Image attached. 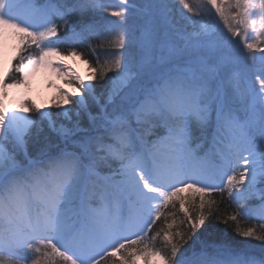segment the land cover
Here are the masks:
<instances>
[{"label":"snow or ice","instance_id":"1","mask_svg":"<svg viewBox=\"0 0 264 264\" xmlns=\"http://www.w3.org/2000/svg\"><path fill=\"white\" fill-rule=\"evenodd\" d=\"M256 219L264 0H0V264H264Z\"/></svg>","mask_w":264,"mask_h":264},{"label":"rangeland","instance_id":"2","mask_svg":"<svg viewBox=\"0 0 264 264\" xmlns=\"http://www.w3.org/2000/svg\"><path fill=\"white\" fill-rule=\"evenodd\" d=\"M115 3H118V0H111ZM180 6V5H178ZM177 7V9H181L182 10V6ZM187 15H191L190 13H186ZM177 18L179 19V15L177 13ZM72 60H76L77 59H73V58H68L67 62L70 63L72 65L73 68H75L80 74L81 76L86 74V69H85V65L83 63H81L80 61H78L80 65V68L77 69L76 67H74L73 65H75ZM72 62V63H71ZM15 76L16 78H18V73H13L12 76ZM49 80L53 81L54 84H63V82L56 78L53 74H51L50 72L46 71V70H40L36 73V75L34 76L33 80H32V84H31V90H30V95L32 96L33 100H35V102L37 104H46L50 101L51 97L54 95V89L50 88L48 86V82ZM64 87H67V85H63ZM254 202H256L254 204V206L256 204L259 203V199L258 197L254 200Z\"/></svg>","mask_w":264,"mask_h":264},{"label":"trees","instance_id":"3","mask_svg":"<svg viewBox=\"0 0 264 264\" xmlns=\"http://www.w3.org/2000/svg\"><path fill=\"white\" fill-rule=\"evenodd\" d=\"M111 3L113 4H116L115 2L113 1H110ZM178 6V4H177ZM180 7V6H178ZM192 15V14H191ZM189 15V16H191ZM92 43H95V41H93ZM82 52H85L86 55H85V58L86 59H90L93 64L95 63V59L96 57L95 56H92V55H88V51L86 48H81L80 49ZM100 58L101 60L105 59L106 57L104 55H100ZM15 73V72H14ZM12 78H16L14 75L12 76ZM214 199L218 202L219 204V211L220 213L223 215V214H227V213H231L233 211V206L230 205L227 201V197L224 196V197H221L219 194H217ZM177 208H178V205H177ZM168 211H173V209H171V207L169 206V208L167 209ZM261 223H264V221H260L259 219H256V220H252V221H240V226L243 228V227H250V226H258L259 224ZM163 225V220H161L159 223H157L155 225V227L153 228V232H155L156 230L160 229ZM221 229H224L226 228L227 226L225 225H220ZM235 227V224H233L231 227H227V232L225 233L226 235L230 234L231 236L235 237L236 236V233L233 231V228ZM239 239V237H237ZM160 246V243L159 241L157 242V247Z\"/></svg>","mask_w":264,"mask_h":264},{"label":"bare ground","instance_id":"4","mask_svg":"<svg viewBox=\"0 0 264 264\" xmlns=\"http://www.w3.org/2000/svg\"><path fill=\"white\" fill-rule=\"evenodd\" d=\"M72 62L75 64V65H73L74 67H76L77 69L80 68V65H81V64H79L78 61H76V60H72ZM72 62H71V63H72ZM68 90L71 91L72 89L69 88Z\"/></svg>","mask_w":264,"mask_h":264}]
</instances>
